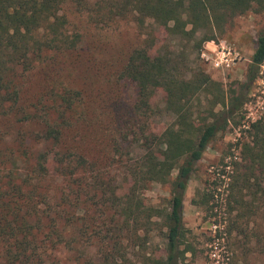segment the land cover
Listing matches in <instances>:
<instances>
[{
  "label": "trees",
  "instance_id": "16d2710c",
  "mask_svg": "<svg viewBox=\"0 0 264 264\" xmlns=\"http://www.w3.org/2000/svg\"><path fill=\"white\" fill-rule=\"evenodd\" d=\"M252 11L264 12V0H0V143H7L12 127L20 129L8 141L11 151H0V264H91L85 249L92 238L96 243L109 239L100 246L101 264H118L120 241L148 233L155 217L163 221L166 247L153 264H180L189 250L182 249L188 183L211 143L231 125L244 128L221 159L222 183L209 184L192 204L213 208L218 186L228 180L226 206L233 219L227 232L239 233L244 245L258 247L264 256V228L249 229L255 203L249 204L244 194L253 192L255 202L264 204V120L245 125L246 91H232L225 105L221 84L202 69L184 79L170 56L153 53L155 38L148 32L119 71L120 79L135 85V102L116 114L112 108L122 101L118 95L108 97L100 106L102 120L90 115L80 89H74L76 95L67 96V89L56 93L39 115L25 100L24 74L16 75L21 71L29 77L47 66L57 67L76 50V40L66 34L68 26L78 23L81 35L130 18L140 31L147 30L148 20L163 28L173 22L170 30L175 34H186L191 24L194 35L205 31L201 47L216 39L215 30L222 34L229 20ZM251 61L253 82L264 65V35L258 37ZM159 91L165 93V109L174 121L155 134L138 125L154 115L152 100ZM202 92L215 100L212 109L218 104L227 109L222 114L210 110L198 125L192 105ZM94 126L99 131L86 134ZM87 140L106 151V162L114 160L116 170H122L120 180L110 175L113 163L101 168L90 157ZM136 145L141 151L134 162L126 150ZM11 158L16 168L7 171L4 160ZM174 171L170 210L149 207L142 192L152 183H167ZM100 225L108 226L104 238L95 233ZM222 257L229 264L230 255Z\"/></svg>",
  "mask_w": 264,
  "mask_h": 264
},
{
  "label": "rangeland",
  "instance_id": "374dc122",
  "mask_svg": "<svg viewBox=\"0 0 264 264\" xmlns=\"http://www.w3.org/2000/svg\"><path fill=\"white\" fill-rule=\"evenodd\" d=\"M97 1V0H96ZM132 18L122 21L118 24L92 27L90 31H82L80 24L76 28L68 26L66 35L76 40V50L68 57L61 58V63L55 68H49L34 71L29 77L27 73L17 71L16 75L25 77V100L31 104L32 108L38 109V114L42 115L48 105L53 101L56 93L61 94L64 89L68 95H76L74 89L82 90L83 99L89 103L88 112L96 119H103V111L100 106L108 97L113 99L118 95L121 105L112 108L114 113H119L122 106L132 105L136 100V87L130 82L120 79L119 71L127 62L130 53L138 48L147 34L150 33L155 38L154 54L167 55L173 60L182 77L186 80L202 69L211 79L223 86L226 91L225 105L229 102L232 91L247 92V103L244 106L243 114L245 116V125L255 122L258 119L264 120V65L257 73L255 81H249L251 60L257 48V39L264 35V12H249L229 20L224 26V32H216V39L207 41L200 47V42L205 35V31L197 32L196 35L191 31L192 25L186 26V34L173 33L170 28L174 23L171 22L169 27L163 28L154 25L150 20L146 23L147 30H141ZM191 31V32H190ZM88 34V36H87ZM226 42L229 48L238 53L237 62L229 69H213L208 62L202 58L203 52L214 50L213 44L220 47L221 43ZM48 55V54H47ZM63 85L67 87H62ZM70 88H72L70 90ZM64 91V92H65ZM206 92L193 102L192 108L195 112L194 118L199 125L204 117L209 115L213 110L217 114H222L227 106L218 104L214 106ZM154 115L150 119L141 121L138 128H145L150 133H162L174 121L173 116L168 114L165 109V93L159 91L152 100ZM43 116V115H42ZM128 119V118H127ZM97 120V121H98ZM134 123V122H133ZM0 122V129L2 128ZM244 128V127H242ZM242 128L230 126L226 131L219 133L216 139L211 143L203 158L196 164L195 170L188 183L183 203V226H184V246L188 252L181 257L180 264H216L213 253L230 255L229 264H264V256L257 253L258 247L246 246L243 236L237 232L229 235L230 219L228 214V205L226 198L228 195V180L224 185L218 186V201H212L207 209L192 204L193 199H199L201 192L214 182L221 184L219 174L222 170L221 159L230 152L240 139ZM99 131L97 126L85 130L86 134H93ZM20 129L12 127L7 132V143H0V151H11L9 139H14ZM17 142H14L15 146ZM85 149L90 157L98 159L101 168H107L114 160L110 158L106 162V151L101 146H95L85 143ZM140 147L132 146L126 150L129 159L135 162L136 157L140 156ZM7 152V153H8ZM138 155V156H137ZM128 156H125L126 159ZM115 159H118L116 157ZM125 160V158H123ZM6 170L16 168L14 160L5 159ZM131 163V162H129ZM22 166L18 163V167ZM111 176L120 180L122 170L111 165ZM177 176L174 171L167 183H152L142 192V197L149 207H154L162 212L170 210V201L172 198V182ZM210 189H215L214 186ZM220 194V195H219ZM246 200L249 204H254V216L250 223L249 229L264 228V204L256 200L253 192L245 191ZM257 199V198H256ZM260 202V203H259ZM212 207V206H211ZM237 213V212H235ZM235 215V214H234ZM233 215V216H234ZM163 221L156 217L150 224L148 233L139 232L136 239L129 236L128 239H122L118 246L119 254L117 255L118 264H153L154 259H158L160 254L165 252L166 240L162 227ZM161 228V229H160ZM163 229L164 232L161 230ZM247 229V228H245ZM108 226L100 225L96 234L100 237L107 235ZM148 234V236H146ZM99 239V238H98ZM109 239L102 242L90 240L91 245L85 249V257L88 263L101 264L100 246L107 243ZM241 246L240 250L238 246ZM244 246V247H243ZM227 253V254H226ZM215 259V260H214ZM71 261L69 264H74Z\"/></svg>",
  "mask_w": 264,
  "mask_h": 264
},
{
  "label": "built area",
  "instance_id": "2783aa9c",
  "mask_svg": "<svg viewBox=\"0 0 264 264\" xmlns=\"http://www.w3.org/2000/svg\"><path fill=\"white\" fill-rule=\"evenodd\" d=\"M214 50H207L203 52L202 58L210 64L213 69H229L232 65H234L238 60V53H236L232 48L227 46L226 42L221 43L220 47L216 44H213ZM216 264H227L224 262V257L222 254L213 253ZM226 257V256H225ZM226 261L228 259L225 258Z\"/></svg>",
  "mask_w": 264,
  "mask_h": 264
}]
</instances>
